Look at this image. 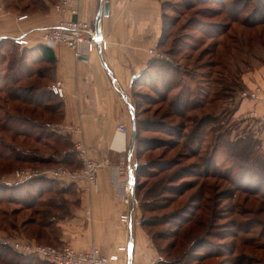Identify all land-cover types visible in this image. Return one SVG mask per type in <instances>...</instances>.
<instances>
[{"label":"rangeland","instance_id":"obj_1","mask_svg":"<svg viewBox=\"0 0 264 264\" xmlns=\"http://www.w3.org/2000/svg\"><path fill=\"white\" fill-rule=\"evenodd\" d=\"M31 1L2 0L7 7H12L16 5L15 3H18L20 8ZM233 2L234 0H224L225 5H221L216 0H165L164 5L166 14L164 19L165 33L158 51L160 56L157 58L158 60L172 62L180 67L181 72H186L188 74L186 81L190 88L200 89L203 87L206 91L204 106L188 113L191 119L201 115L207 116L201 145L202 172L195 165L199 162V158L193 156L187 148L183 147L186 138H182L179 142L180 145L174 149H166L163 146L149 149V141L152 137L159 140L175 139L173 135L167 133L166 128L168 132H175L174 126L186 124L188 126L186 131H190L195 124L194 121L185 122L186 119L173 114L168 103L161 101L160 97L156 95L153 88L160 80V73L151 71L150 74H145L137 84L131 87L128 94L136 104L135 112H138V116L156 124L153 130L143 129L141 131V137H147V140L136 148L137 162L145 164L156 159L169 161L175 158L174 156L179 151L188 152L187 159L183 160L182 163L190 164L191 171L187 172L190 175L177 179L173 184H182L184 181L192 185L196 184L195 187L185 185L183 187L185 192L178 198L176 197V203L165 210L154 213L145 212L137 204L136 216L138 222L141 224L143 216L151 217L154 214L168 216L167 214L180 211L184 206L189 205L190 210H193L194 213L197 212L196 220H200L202 225L199 230V239L202 236L208 237L212 230L218 237L212 235L210 238L217 246H221L220 250H226L225 244H230L231 248L235 250L234 243L237 242L234 256L225 257L222 255L208 258L201 264H237V261L240 260L236 259H240L245 251L250 257L254 258L251 264H264V212H261V210H264V170L256 164L264 160V137L260 133L262 124L234 116L237 105L242 98V91L247 89L245 81L249 78L252 79V75L264 66V23L253 25V21L261 17L259 15L261 12L252 16L251 6L250 8L247 5L244 6V0L239 5V9L242 10L240 12V21L242 22L230 21L228 13L232 12ZM256 3L257 1H253L252 5ZM32 6L36 7L37 5ZM206 23H230V27L226 33L212 38L210 34L202 33L203 26L201 25ZM210 30L212 32L213 29ZM11 54L16 55L18 62L22 60L32 71H37L38 68L45 66L37 61V53H31L28 47L14 46L11 40L0 41V88L6 81H10L7 76L11 74ZM33 78L36 80V77H32V80ZM38 80L43 87H49L53 83L52 76L49 73H47V78ZM29 82L30 80L24 79L20 84H28ZM5 96L6 93L0 91V104L8 109V106L4 103ZM3 111L0 109V125L5 124ZM43 113L41 109L38 110L39 115ZM43 116L47 117L49 114ZM9 122L7 121V125ZM127 127L129 131L125 134V137L128 153L132 130L130 131V125H127ZM0 136L7 139V135L5 136L3 133ZM45 141L61 150L65 147L54 142V139H45ZM45 141H42V143L31 141L29 145L25 146L27 148L30 146V150L41 154V156L49 157L55 152L43 144ZM192 145L196 146V143L192 142ZM128 160L126 154V159L120 161V172L129 164ZM132 160L131 164L134 168L136 163L135 152ZM5 163H7L8 169L6 168V171L0 172V181L7 184L18 182L13 176L17 169L27 168L35 171H45L60 168V165L55 161H52V163L49 161L44 163H13L6 160ZM198 171L201 176L195 175V172ZM122 177L123 184H125V176ZM144 178L145 176L141 178V181L147 180ZM199 184H203V191L201 192L203 198L200 201L196 200V207L192 208L193 205H190L189 202L197 193ZM256 186H258L259 193L245 192L249 190L248 188L255 189ZM47 196H55V193H48L45 198ZM68 196L70 201L71 198H74V195L73 197L70 194L66 195L67 198ZM19 206L6 200L0 204V210L10 212L13 208ZM206 207L208 209L204 212ZM212 208H215L217 214L214 220L210 217ZM56 212L60 214L59 211L53 209V213ZM31 213V210H24L16 217L8 216V220H4V215L0 213V236L44 244H62L55 240V235L60 233L55 223L50 228L54 231L53 234H50L47 230L50 239L39 241L32 238L31 230L34 229V226L21 227L22 220L30 216ZM176 219L178 220V218ZM163 220L166 221L168 218L165 217ZM12 221L16 222V227L10 226ZM172 222H174V219H171L169 223L152 228L151 232L172 230L174 226ZM211 226L214 227L211 228ZM246 229L250 232L244 233L243 231ZM195 235H192V238ZM239 237L241 238L239 239ZM251 238L255 247L248 248L247 243L250 242ZM170 240L157 239L158 255L163 262H166L165 264H177L175 258L180 256V253H173L168 256L164 251H161L165 249ZM179 250H181V247L177 251ZM199 250L202 252L201 248ZM237 254H240V256ZM241 262L246 263V260H241ZM0 264L3 263L0 262ZM179 264H183V262L181 261ZM189 264H195V262L191 261Z\"/></svg>","mask_w":264,"mask_h":264},{"label":"crops","instance_id":"obj_2","mask_svg":"<svg viewBox=\"0 0 264 264\" xmlns=\"http://www.w3.org/2000/svg\"><path fill=\"white\" fill-rule=\"evenodd\" d=\"M163 1L74 0L72 5L79 12L71 15L55 9L56 3L41 0L36 7L31 5L25 10L19 4L14 7L3 4L4 13L0 15V38L12 41L24 36L29 40L26 47L37 53L38 61L46 27L67 18L95 25L102 3H109V14L102 13L101 19L102 37L108 42L106 50L99 48L82 55L87 58L83 60L65 43L55 42L48 45L53 52L47 55L54 54L56 58L51 75L53 83L61 81L64 88V97H60L62 118L56 129L73 141L83 140L90 155L102 163L91 191L85 192L81 181L75 184L71 215L56 224L60 231L57 242H68L79 251L97 246L106 256L127 246V252H118L119 260L111 264L166 263L159 258L152 238L138 222L137 203L134 201L132 209L122 199L120 161L127 154L131 164L134 152L127 153V139L117 132L121 124L132 129L135 120V102L128 95L131 87L151 71L159 74L157 68L149 65L152 58H157L149 50L159 51L165 17ZM22 15L27 17L19 19ZM252 79L245 81L247 89L257 85L264 89V66ZM252 109L264 114V94L256 100L242 97L234 116L262 124L260 133L264 137V121L249 117ZM77 127L80 131L75 133ZM126 213L130 219L123 222L121 216Z\"/></svg>","mask_w":264,"mask_h":264},{"label":"trees","instance_id":"obj_3","mask_svg":"<svg viewBox=\"0 0 264 264\" xmlns=\"http://www.w3.org/2000/svg\"><path fill=\"white\" fill-rule=\"evenodd\" d=\"M58 1L59 0H54L52 2L55 4ZM216 1L221 5H225L224 0ZM253 1H257V3L252 5ZM40 2L41 0H32L26 5H23L20 9L25 10L31 5H36ZM242 3L243 0H234L232 4V12L228 13L230 21L242 22L240 21V12L242 10L239 9V5ZM15 4L16 5L14 6L18 5V3ZM163 5H165V1H163ZM243 5H247L249 8L251 6L252 16L261 12V14H259L261 17L258 20L253 21V25L264 23V0H244ZM201 26H203L202 33L210 34V36L214 38L218 35L220 36L226 33L227 29L230 27V23H206ZM210 29H213L212 32ZM164 33L165 20L159 47L162 44ZM0 41L9 40L6 38H0ZM12 44L20 47L15 44L13 40ZM39 49L41 50V55L38 62L42 63L43 61H46L47 64L38 68L37 71H32V69L25 65L22 60L18 62L16 55L11 54V74L7 76L10 81H6L0 88L1 92L6 93L4 103L8 106V109H6L0 104V109L4 110L3 119H5V124L0 125V134L3 133L5 136L7 135L8 139L7 140L3 136H0V172L6 171V168L8 169L7 163H5L6 160H10L13 163H44L48 161L52 163V161H55V163L60 165V167H66L70 170L81 167V162L73 149L74 141L67 135L59 133L55 127L62 118L63 101L58 95L53 93L51 89L52 85L49 87H43L38 80L47 78V73L52 75L53 65L56 58L54 54H52V56L47 55L48 52L53 51L46 44H41ZM149 65L150 67L157 68L161 75L159 82H157L153 88L156 95L160 97L159 99L168 103V106L172 109L173 114L186 119L187 121L185 122L194 121L195 123L190 131H186V128L188 127L186 124L177 127L174 126L175 132H168L166 128L167 133L173 135L175 139L159 140L158 138L152 137L149 141V149L162 146L166 147V149H174L180 145L179 142L182 138H186L187 143L185 144V141L183 147L187 148L193 156H197L199 158V162L195 165L196 168L202 172L201 168L203 166V162L201 145L207 116L201 115L191 119L190 116H188V113L191 110L200 109L204 106V96L206 95V91H204L203 87L200 89L190 88V85L186 81L188 74L186 72H181L180 67L172 62L152 58L149 61ZM32 77H36V80H34V78L32 80ZM24 79H28L30 82L28 84H20V82ZM40 109L45 114H49V116L44 117V113L39 115L38 110ZM134 119L136 121V142L134 149L136 163L133 168L135 182L132 184L134 201L140 206L142 211L145 212L148 211L154 213L159 210H165L174 205L178 196H181L185 192L183 189L185 185H189V187L196 186V184L192 185L187 181L182 182V184H173L177 179L188 177L190 175L187 174V172L189 173V171H191L189 168L191 167L190 164L182 163L183 160L187 159L188 152L179 151L176 156H174L175 158H172L169 161L166 159H156L145 164L138 163L136 148L142 145V143L144 144L147 140V137H141V131L143 129L153 130V127L156 124L138 116L137 111H134ZM7 121H10L8 125ZM131 130L132 129L130 127V131ZM45 139H54V142L65 147L61 150L55 145H51L48 141H45ZM31 141H34L35 143H42V141H45L43 144L54 150L55 153L51 154L49 157L41 156V154L30 150V146L29 148L25 146L29 145ZM192 142H195L196 146H193ZM256 164L264 170V160ZM199 171L195 172L196 176H201ZM144 176V179L147 180L141 181V178ZM74 186V183L64 184L58 180L46 178L12 184L0 181V204L7 200L20 205L19 207L13 208L10 212L7 210H0V213L4 215V220H8V216L16 217L24 210H31V215L22 220L21 227L26 228L28 225H33L34 229L31 230L32 238L39 241L47 238L50 239L49 232L50 234L54 233L52 229L50 230L52 224H57L61 218L71 215V201L69 196L67 198L66 195L70 194L73 196L76 193L74 191ZM202 187L203 184H199L197 193L194 194L189 202L190 205H193L192 208L196 207V200L200 201L201 198H203V195H201L203 194L201 193L203 191ZM248 189L249 190L245 192L253 194L259 193L258 186H256L255 189ZM52 192L55 193V196H47L45 198V195ZM195 196L197 197L195 198ZM53 209L59 211L60 214L57 212L53 213ZM206 209L208 208H204V212L207 211ZM187 210L189 211L187 212ZM262 211L264 212V210H261V212ZM196 213L197 212L194 213L193 210H190L188 205L184 206L180 211L167 214L168 216H165V214L159 215L161 218L157 214H154L151 217L143 216L141 218V225L146 229L147 233L152 238L155 247L157 246V239L162 241L171 239L167 243L165 249L161 251H164L168 256H171L173 253H180L181 257L177 256L175 258L177 259V263L182 261L183 264H189L193 261L195 264H201L208 258L222 255L225 257L234 256L237 249V242L234 243L235 250L231 248L230 244H225L224 247L226 250L224 251L220 250L221 246H217V244L212 241V238H210L212 235L218 237V235L214 234L212 230L208 234L210 239L205 236H202L200 239L198 238V235H200L199 230L202 225L200 220H196ZM216 215L215 208H212L210 212L211 219L214 220ZM165 217H167L168 220L164 221L163 218ZM176 218H178V220ZM171 219H174V222H172L174 225L172 230H162L155 233L151 232L152 228L169 223ZM16 225L17 224L14 221L10 224L12 227H16ZM213 227L214 226H211V228ZM243 232L249 233L250 231L246 229ZM194 234L196 235L192 238V235ZM58 236L59 233L55 235V240L58 239ZM240 238L241 237H239V239ZM253 242L254 241L251 238L250 242L247 243V247H253ZM179 247H181V250L177 251ZM199 248L202 249V252ZM240 254L237 255L240 256ZM236 260H240L237 261V264H251L254 261V258L250 257L245 251L242 253V257ZM241 260H246V263L241 262ZM0 262L3 264H51L36 256L19 253L9 245L3 243H0Z\"/></svg>","mask_w":264,"mask_h":264},{"label":"built area","instance_id":"obj_4","mask_svg":"<svg viewBox=\"0 0 264 264\" xmlns=\"http://www.w3.org/2000/svg\"><path fill=\"white\" fill-rule=\"evenodd\" d=\"M138 1V0H130ZM74 0H59L55 4V9L59 12L67 14H78V8L73 6ZM4 13L3 2L0 0V15ZM27 15H22L19 19H23ZM95 25L81 19L67 18L60 20L57 24L46 27L42 39L43 43L47 46L55 42H63L74 50L75 56L79 57L86 55L90 52L106 50L108 42L101 36L95 35ZM14 43L19 46H27L29 40L24 36H18L13 39ZM150 53L156 57L160 56L159 53L153 49L149 50ZM51 89L54 94L59 97H64V88L61 81L55 82ZM264 94L262 86L257 85L253 88H248L242 91V97L247 99L256 100ZM249 117L258 118L264 121V114H259L257 109L249 111ZM79 128H75L74 132L78 133ZM129 131V128L125 124L117 126V132L121 135ZM74 151L77 154L81 167L79 169L70 170L65 167L57 169H48L45 171H35L27 168L17 169L13 176L18 182H29L35 179L46 178L55 179L64 184L70 183H83L85 192L92 190L93 185L96 183L97 175L102 167V163L89 155L88 148L83 140L76 139L73 146ZM133 165L130 163L124 170H121L120 174L125 176L122 199L127 205H131L133 198V186L130 180V171ZM130 215L128 213L121 216L123 222H128ZM0 243L7 244L19 253L36 256L42 260H45L51 264H111V262L119 260L120 251L127 252V246H121L118 248L117 253H113L109 256L103 254L102 250L93 246L86 251H79L75 249L69 243L62 244H44L36 241H28L22 239H14L0 236Z\"/></svg>","mask_w":264,"mask_h":264},{"label":"water","instance_id":"obj_5","mask_svg":"<svg viewBox=\"0 0 264 264\" xmlns=\"http://www.w3.org/2000/svg\"><path fill=\"white\" fill-rule=\"evenodd\" d=\"M102 13L107 16L109 14V3L108 2H103L98 13L96 16V20H95V35L97 37H101L102 34V29H101V19H102ZM81 59L86 60L87 58L82 56ZM135 142H136V124L135 121L133 122L132 125V135H131V139H130V144H129V152L132 155L134 148H135ZM130 180H131V184H134L135 182V176H134V171L133 168L130 171ZM134 206V198H132V202H131V207L133 209Z\"/></svg>","mask_w":264,"mask_h":264},{"label":"bare ground","instance_id":"obj_6","mask_svg":"<svg viewBox=\"0 0 264 264\" xmlns=\"http://www.w3.org/2000/svg\"><path fill=\"white\" fill-rule=\"evenodd\" d=\"M122 136H124L123 134H122ZM125 139V138H124Z\"/></svg>","mask_w":264,"mask_h":264}]
</instances>
